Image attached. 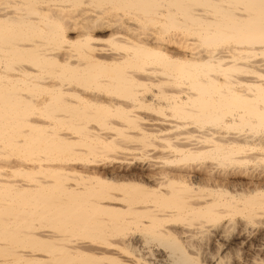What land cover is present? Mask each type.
<instances>
[{
  "label": "bare ground",
  "instance_id": "6f19581e",
  "mask_svg": "<svg viewBox=\"0 0 264 264\" xmlns=\"http://www.w3.org/2000/svg\"><path fill=\"white\" fill-rule=\"evenodd\" d=\"M200 158L264 161V0H0V264H225L264 175Z\"/></svg>",
  "mask_w": 264,
  "mask_h": 264
},
{
  "label": "rangeland",
  "instance_id": "374dc122",
  "mask_svg": "<svg viewBox=\"0 0 264 264\" xmlns=\"http://www.w3.org/2000/svg\"><path fill=\"white\" fill-rule=\"evenodd\" d=\"M114 44V43H113ZM112 43H107V46L108 47H110L111 45H113ZM95 125H97L96 123H94ZM98 126V125H97ZM236 128V129H235ZM235 128H223L225 131H230V132H232L233 130H230V129H235V131L237 130L238 132H242V131H244L243 130V128L245 129L246 127L245 126H241V128H238V127H235ZM222 129V130H223ZM223 130V131H224ZM233 132V133H238L237 131L236 132ZM154 140V139H153ZM162 141V140H161ZM203 141V140H202ZM157 142V141H156ZM159 142H160V140H159ZM132 141H131V143L130 142H128L127 143V145H129V146H131L132 145ZM161 143H163V141L161 142ZM207 145V142H205V141H203V142H201L200 143V145H198V146H203V145ZM126 144H125V147L127 148L128 146H127ZM133 145H136V144H134L133 143ZM204 145V146H205ZM136 146H138V145H136ZM253 145H250V147H249V145H247L246 147H244L247 151H244L245 153H243L244 155L245 154H247L248 156L250 155V156H253V154L255 155V147L253 146ZM133 147V146H132ZM152 147V148H151ZM149 146V147H145V150L146 149H148L149 150V148H150V150H149V154H145L144 152L145 151H141V150H139V151H141V153L139 152V151H130V149L129 148H131V147H128L126 150H129V153L130 154H128V155H126L125 153H122V154H125V155H121V153H119V155L115 152V151H110V155L112 156V154L114 155L115 153L118 155V157L119 156H121V157H127V158H133L134 160L135 159H137V161L135 160V161H133V162H135L134 164H133V162L130 164L131 166V168H134V166L136 167L137 166V164L138 163H141V162H143V161H146V160H148V159H145V158H147V157H151L152 155L154 156V153H156L157 154V151H158V149H159V147H158V145H157V147H155V146ZM157 148V149H156ZM249 148H251V149H249ZM124 149V148H123ZM123 149L121 150V148L119 149L120 151H123ZM250 151H249V150ZM126 150H124L126 153H128V151H126ZM154 150V151H153ZM155 150H157V151H155ZM251 150H254V152L253 151H251ZM131 152L133 153L132 154V156H131ZM143 152V153H142ZM151 152H152V155H151ZM250 153V154H248V153ZM116 154H115V156H116ZM137 154H145V155H137ZM156 154H155V156H156ZM241 153H239V154H236V156H242V155H240ZM135 155V156H134ZM148 155H151V156H148ZM158 155V154H157ZM247 155H245V156H247ZM129 156V157H128ZM134 156V157H133ZM141 156V157H140ZM145 158H144V157ZM249 156V157H250ZM46 157V156H45ZM52 157V155H49L48 157H46V158H48V159H50V158ZM70 158H72L73 156H69ZM139 158H143V161H142V159H139ZM140 161H139V160ZM200 159H203V160H200ZM200 159H198V160H196V161H194L195 163H198V162H201V164L203 163V164H207V165H211L212 166V164H213V166L215 167V168H217L218 170H223V167H224V169H230L231 167L232 168H237L238 170H239V172L240 173H238L237 175L238 176H240V178H244V177H248L249 175H258V173H262L263 175H264V161H259L258 159H249L248 161H244L243 163L241 162V163H237L236 162V164L235 163H231V164H229V163H227L228 164V166H227V164L225 165V164H218L217 162H216V160L214 161V160H212V159H210L212 162H210V160L209 159H207V158H200ZM22 162L24 163L25 161H26V159L23 157L22 159ZM200 160V161H199ZM205 160V161H204ZM130 161V160H129ZM139 161V162H138ZM7 162V161H1V163H2V165L4 164V165H7V163L5 164V163ZM137 162V163H136ZM205 162V163H204ZM207 162V163H206ZM213 162H215V163H213ZM247 162V163H246ZM252 162V163H251ZM1 163H0V167L2 166L1 165ZM26 163H29L28 161H26ZM210 163V164H209ZM212 163V164H211ZM217 163V164H216ZM261 163V164H260ZM263 163V164H262ZM202 164V165H203ZM238 164V165H237ZM204 165V166H205ZM221 165V166H220ZM233 165H236L235 167L233 166ZM252 165V166H251ZM261 165V166H260ZM217 166H219V168L217 167ZM244 166V167H243ZM221 167V168H220ZM242 167V168H241ZM3 168V170L2 171H4V172H7V170L8 169H10V168H8V167H6V166H4V167H2ZM247 168H250V169H247ZM256 169V170H255ZM0 170H1V168H0ZM247 170V171H246ZM254 170V171H253ZM15 171H16V169H15ZM262 171V172H261ZM14 173V172H13ZM12 173V174H13ZM16 173H18V175L16 174ZM251 173V174H250ZM254 173V174H253ZM257 173V174H256ZM249 174V175H248ZM16 175V176H15ZM19 175H21V176H19ZM24 176V177H23ZM26 176V177H25ZM203 176H205L204 174H203ZM13 177H17V178H15V179H18L19 178V180H21L22 179V181L24 180V181H26V182H28L29 183V181H27L28 180V176H27V173L26 174H22V173H19L18 171L17 172H15L14 174H13ZM264 177V176H263ZM3 178H5V177H3ZM12 178V177H11ZM23 181V182H24ZM237 217L235 218L234 217V219H233V222L231 223V225H227V226H225V227H222V231H221V234H222V237H220L219 239L216 237V234H214V232L213 231H210V232H208V234L206 233V234H204L203 236H204V238H203V236H196L194 239H197V240H199L200 238V242L203 244V246L200 244V247H201V250L199 249H195V254H194V256H196L195 258L198 260V256L200 255H202V254H204L205 252H207L208 251V253H210V252H212V253H210V254H223L224 253V246H222L223 244L222 243H225V242H221L220 240H221V238H224V241H226V239H227V241L226 242H235L236 241V243L235 244H232V245H230L229 247V249H226V256H224L225 258H224V262L223 263H225V264H236V262L238 263V261H242V259L247 255V253L246 252H248L249 251V249L248 248H251L252 246H253V243H252V241H254V239H256L257 240V236H259V234H260V232L262 231V230H264V228H263V221H264V219L261 221L260 220V224H257V223H259V222H253V221H251L252 222V224H251V222H249V227L246 229L247 231H246V233H243V232H245V230H243V231H241V227H240V225H238L237 223H239V222H236V221H239L240 219V215H236ZM239 217V218H238ZM236 219H238V220H236ZM261 222H262V226H261ZM256 223V224H255ZM253 224H254V226H253ZM258 225V226H257ZM229 227V228H228ZM240 227V228H239ZM254 227V228H253ZM256 227V228H255ZM250 228H252V230H250ZM240 229V230H239ZM221 230V229H220ZM261 230V231H260ZM256 231V232H255ZM241 232V233H240ZM225 234V235H224ZM241 235V237H240V235ZM246 234V235H245ZM239 235V236H238ZM206 236V237H205ZM210 236V237H209ZM198 237V238H197ZM226 237V238H225ZM243 237V238H242ZM84 238V237H83ZM81 239L82 241H88L89 239L88 238H86L85 237V239ZM245 238V240H243ZM217 239V240H216ZM203 241V242H202ZM219 241V242H218ZM216 242V243H215ZM154 243H156L155 241H154ZM199 243V242H198ZM213 244V245H212ZM218 244V245H217ZM219 244H221L220 246H219ZM252 244V245H251ZM217 246H219V248H217ZM199 247V248H200ZM206 248H208V249H206ZM214 248V249H213ZM203 249H204V251H203ZM218 249V250H217ZM197 250V251H196ZM206 250V251H205ZM209 250H210V252H209ZM212 250V251H211ZM190 252V251H189ZM199 253V254H197V253ZM200 252H204V253H200ZM197 254V255H196ZM220 254V255H221ZM264 255V253H262V251H261V255ZM245 255V256H244ZM261 255H259L258 257L259 258H261V257H264L263 255L261 256ZM199 256V258H200V260L199 261H201V257H203V255L200 257ZM262 259V258H261ZM264 259V258H263Z\"/></svg>",
  "mask_w": 264,
  "mask_h": 264
}]
</instances>
